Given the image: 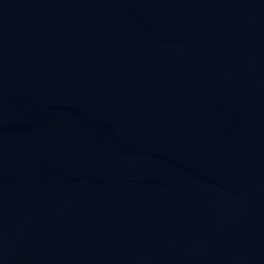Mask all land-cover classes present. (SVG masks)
Wrapping results in <instances>:
<instances>
[{
    "label": "water",
    "instance_id": "water-1",
    "mask_svg": "<svg viewBox=\"0 0 264 264\" xmlns=\"http://www.w3.org/2000/svg\"><path fill=\"white\" fill-rule=\"evenodd\" d=\"M0 264H264V0H0Z\"/></svg>",
    "mask_w": 264,
    "mask_h": 264
}]
</instances>
